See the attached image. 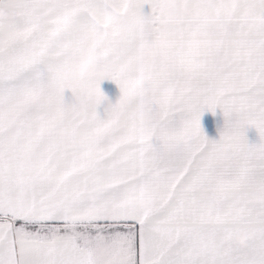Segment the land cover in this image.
Wrapping results in <instances>:
<instances>
[{
  "label": "snow or ice",
  "instance_id": "6c2138e0",
  "mask_svg": "<svg viewBox=\"0 0 264 264\" xmlns=\"http://www.w3.org/2000/svg\"><path fill=\"white\" fill-rule=\"evenodd\" d=\"M0 264H264V0H0Z\"/></svg>",
  "mask_w": 264,
  "mask_h": 264
},
{
  "label": "rangeland",
  "instance_id": "374dc122",
  "mask_svg": "<svg viewBox=\"0 0 264 264\" xmlns=\"http://www.w3.org/2000/svg\"><path fill=\"white\" fill-rule=\"evenodd\" d=\"M100 88L108 97L109 100L115 101L119 95V88L114 81L104 78L100 81ZM65 95H70V90H65ZM103 105L99 106L98 110L102 111ZM222 121V115L219 108L216 109L215 115L207 110L201 115V125L206 135L210 138H215L218 135L217 125ZM245 135L249 142H253L259 139L256 129L253 126H247L245 129Z\"/></svg>",
  "mask_w": 264,
  "mask_h": 264
},
{
  "label": "clouds",
  "instance_id": "9594fccd",
  "mask_svg": "<svg viewBox=\"0 0 264 264\" xmlns=\"http://www.w3.org/2000/svg\"><path fill=\"white\" fill-rule=\"evenodd\" d=\"M89 64H90V62H89V61H84V62H83V66H84V67H88V66H89Z\"/></svg>",
  "mask_w": 264,
  "mask_h": 264
}]
</instances>
